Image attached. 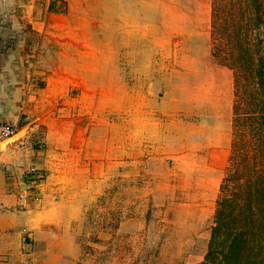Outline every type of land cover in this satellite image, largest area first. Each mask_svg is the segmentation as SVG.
Here are the masks:
<instances>
[{
  "label": "rangeland",
  "instance_id": "1",
  "mask_svg": "<svg viewBox=\"0 0 264 264\" xmlns=\"http://www.w3.org/2000/svg\"><path fill=\"white\" fill-rule=\"evenodd\" d=\"M211 12L212 0H0V61L30 45L32 72L36 57L67 54L75 117L96 158L110 156L104 180L63 181L54 194H80L57 231L59 264H205L215 251L216 264H264L262 86L213 56ZM30 168L21 203L45 181ZM231 229L249 244L235 262Z\"/></svg>",
  "mask_w": 264,
  "mask_h": 264
},
{
  "label": "crops",
  "instance_id": "2",
  "mask_svg": "<svg viewBox=\"0 0 264 264\" xmlns=\"http://www.w3.org/2000/svg\"><path fill=\"white\" fill-rule=\"evenodd\" d=\"M26 21L32 35L42 42L48 39L45 24L30 15ZM55 42L56 49L66 51L62 41ZM28 47L10 51L6 60L0 61V124L11 125L15 135L22 133L16 142L0 146V264L62 261L66 242H62L58 228L67 225L62 221L64 215L72 220V214L81 209L80 194L72 196L70 202L66 193L54 195L64 187L60 182L104 180V170L110 167L109 153L96 158L95 135H90L87 123L79 124L78 115L75 117V111L81 112L79 100L72 97L79 78L65 77L67 66L63 63H69L68 55L52 52L45 61L36 57L31 72ZM42 82L46 85L40 89ZM32 166L45 181L36 188L33 200L21 203L18 196L28 190L27 172Z\"/></svg>",
  "mask_w": 264,
  "mask_h": 264
},
{
  "label": "trees",
  "instance_id": "3",
  "mask_svg": "<svg viewBox=\"0 0 264 264\" xmlns=\"http://www.w3.org/2000/svg\"><path fill=\"white\" fill-rule=\"evenodd\" d=\"M211 13V37L216 50L213 56L234 73L236 67L241 68L247 80L249 75L257 78L264 96V0H212ZM254 29L262 30L257 33L256 43L250 39ZM262 35L263 40H259ZM259 54L262 56L257 58ZM260 114H264V108ZM233 231L228 236L233 238V247L229 248L227 258L235 262L249 244L247 235H234ZM218 255L216 251L209 253L205 264H216Z\"/></svg>",
  "mask_w": 264,
  "mask_h": 264
},
{
  "label": "built area",
  "instance_id": "4",
  "mask_svg": "<svg viewBox=\"0 0 264 264\" xmlns=\"http://www.w3.org/2000/svg\"><path fill=\"white\" fill-rule=\"evenodd\" d=\"M14 128L8 124H0V143L9 139L11 136L14 135ZM28 179L37 177V172L35 168L28 169Z\"/></svg>",
  "mask_w": 264,
  "mask_h": 264
},
{
  "label": "water",
  "instance_id": "5",
  "mask_svg": "<svg viewBox=\"0 0 264 264\" xmlns=\"http://www.w3.org/2000/svg\"><path fill=\"white\" fill-rule=\"evenodd\" d=\"M21 135H22V133L19 134V135L12 136L11 138H9V139L3 141L2 143H0V146L1 145H8L10 143L16 142L21 137ZM0 155H1V151H0Z\"/></svg>",
  "mask_w": 264,
  "mask_h": 264
}]
</instances>
